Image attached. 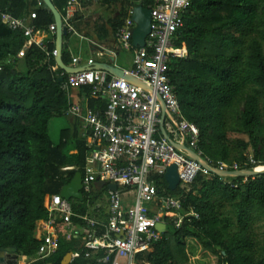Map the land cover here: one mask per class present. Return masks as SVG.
Masks as SVG:
<instances>
[{
    "label": "trees",
    "instance_id": "1",
    "mask_svg": "<svg viewBox=\"0 0 264 264\" xmlns=\"http://www.w3.org/2000/svg\"><path fill=\"white\" fill-rule=\"evenodd\" d=\"M100 1L112 4L122 0ZM154 1L143 0V4L148 6ZM26 2L0 0V247L15 246L19 253L33 258L40 247L35 228L46 215V197L60 193L76 172L85 177L91 148L81 138L79 129L63 130L58 143L50 135V121L66 114L70 105L62 88L64 81H60L61 77L66 80L67 74L62 76L63 69L54 68L56 58L51 55L56 34L42 45L31 44L25 56L17 58L28 41L25 29L13 28L1 19L5 10L21 17ZM53 2L63 12L61 6L67 0ZM124 4L125 14L121 12L114 29L122 24L135 2L127 0ZM53 23L55 15L42 1L31 25L38 29ZM253 32L256 35L248 41L246 37ZM70 36L68 33L63 38L61 55L65 64L72 61ZM182 43L188 53L171 64V80L183 118L199 127L197 150L213 167L224 162L230 169L237 165L240 170L251 171L263 165L264 127L259 95L264 94V0H191L178 33V45ZM9 58L11 63L6 62ZM21 62L26 70L19 72L16 67ZM251 85L261 89L246 97L238 120L243 132L237 140L239 154L231 156L229 146L223 142L225 117L231 109L235 110L236 101ZM89 92V87L81 89L84 112L98 103ZM209 129L216 149L208 141ZM248 149L252 154L245 153ZM97 197L89 201L86 195L82 200L70 199L74 213L85 214ZM213 202L238 205L239 229L228 238L219 229L220 219ZM184 206L194 209L199 218L187 217L180 226L170 225V232L166 230L147 254L150 264H192L191 253L202 257V264H264V256L252 257L256 244L248 237L253 213H264V173L198 175ZM74 220L79 221L77 216ZM76 243L62 240L54 264H62L65 256L76 249ZM28 264L48 263L38 260Z\"/></svg>",
    "mask_w": 264,
    "mask_h": 264
},
{
    "label": "built area",
    "instance_id": "2",
    "mask_svg": "<svg viewBox=\"0 0 264 264\" xmlns=\"http://www.w3.org/2000/svg\"><path fill=\"white\" fill-rule=\"evenodd\" d=\"M37 1L41 5L43 0ZM140 2L143 4V0ZM138 3L128 8L127 16L116 30L119 49L134 54L132 68L113 64L123 72L118 76L98 67L93 57L83 59L81 55L71 54L72 61L67 65L81 69L74 73L63 69L61 73L62 76L67 74L62 87L70 103L66 114L81 121V138L91 148L82 192L88 201L95 195L98 197L92 209L85 214H75L70 199L61 193L47 196L46 215L36 223L35 237L40 247L32 261L54 264L61 242L65 240L78 242L76 249L69 252V264H150L146 256L165 233L158 229L159 224H166L168 230L170 225L180 226L187 217L199 218V214L185 208L184 203L198 175L210 177L215 173L188 152L178 149L164 135L163 109L158 98L161 97L167 107L163 125L170 138L201 156V151L197 150L199 127L183 118L170 70L174 60L185 58L188 53L185 43L178 45V33L184 26V14L191 0H155L151 5L143 4L151 9V31L145 47H135L133 43L136 22L132 16ZM80 5V0H67L63 12L59 10L66 34L76 33L74 17ZM1 19L13 28L25 29L28 41L17 58L25 56L28 46L42 45L57 31V23L34 29L25 24L23 17H16L8 10L1 12ZM89 47L98 51L97 55L115 56L93 41L89 42ZM51 55L58 56L56 47ZM12 61L9 58L6 62ZM58 67L56 61L54 68ZM127 76L152 90L130 82ZM85 87H89V96L98 103L84 112L81 98L75 99L72 95ZM173 163L178 166L180 179L176 193L169 191L166 181L167 170ZM69 168L72 167L64 169ZM213 168L247 171L237 165L230 169L224 162ZM113 184L117 186L115 189L110 187ZM130 195L133 196L131 201ZM76 216L79 221L74 220Z\"/></svg>",
    "mask_w": 264,
    "mask_h": 264
},
{
    "label": "rangeland",
    "instance_id": "3",
    "mask_svg": "<svg viewBox=\"0 0 264 264\" xmlns=\"http://www.w3.org/2000/svg\"><path fill=\"white\" fill-rule=\"evenodd\" d=\"M97 0H82L85 11L81 14H77L76 16V33H72L71 44L75 51H79L83 49L85 53H89L88 46L89 41L92 40L90 31L94 29L100 36L103 33V30H106L105 21L109 20L111 25L113 22L119 18L121 15L120 12L125 14V4L121 6V9L118 4L114 6H110L108 9H102L99 6L91 7L92 4ZM136 2L135 0H133ZM98 2V1H97ZM65 4V3H63ZM124 17V16H123ZM25 21V19H24ZM256 33H252L251 36L246 37L248 41L251 40ZM82 36V37H81ZM69 50L70 45L68 43ZM119 51V50H116ZM120 52V51H119ZM84 55V54H83ZM119 64L122 66H129L131 54L127 50H122L120 54ZM17 71H25L26 68L24 64L21 62L16 67ZM261 89L260 86L251 85L244 93L238 101H236L235 110L229 111L226 114L225 121L226 126L224 127V132L226 133V138L224 139V143L229 146L231 156H238L239 149L237 147V140L243 136V132L240 131L239 127V117L242 114V111L245 108L246 97L252 94H255L256 90ZM78 96V95H77ZM73 98H76L75 94L72 95ZM259 109L262 114L263 119V127H264V94L259 95ZM79 121V120H78ZM79 126H78V125ZM81 121L77 123V121L72 118L70 115L64 114L60 117H55L50 121V135L55 143H58L61 138V132L66 129H79L81 133ZM80 133H78L80 135ZM208 141L211 143L213 148L216 149L215 140L213 139L212 130H208ZM246 154H252V150L248 149L245 152ZM260 166H264L260 165ZM258 166V167H260ZM197 188H200V184L196 185ZM195 188V186H194ZM131 198V197H130ZM216 216L220 219V227L219 229L225 233V237L235 234L238 231V205L237 204H223L220 205L217 202H213ZM224 226L225 229L223 228ZM168 231L170 232V226L168 227ZM248 237L254 240L256 244L255 250L251 251V255L254 259H259L264 256V213L261 210H257L253 213V219L250 225V229L248 231ZM9 261L15 260V255L7 254L6 257ZM209 260V258H206ZM32 261V257L25 256L23 254L18 255V263L19 264H28ZM204 260L202 257L198 256L197 253H191V263L192 264H202Z\"/></svg>",
    "mask_w": 264,
    "mask_h": 264
},
{
    "label": "water",
    "instance_id": "4",
    "mask_svg": "<svg viewBox=\"0 0 264 264\" xmlns=\"http://www.w3.org/2000/svg\"><path fill=\"white\" fill-rule=\"evenodd\" d=\"M45 2V4L48 6L49 9L52 10V12L55 15V20L57 23V31H56V48L58 50V56L56 57V61L58 63V65L64 69L65 71H67L68 73H74L79 71L81 68H76V67H70L67 64L64 63V61L62 60V49H63V38L64 35H66L67 30L66 28L63 26V22H62V17H61V13L59 11V9L56 7V5L54 4L53 0H43ZM136 2H139L138 4H136L133 8V19L136 22V27L134 29L133 32V43L135 47H145L146 45V38L148 36V34L151 31V9L144 7L143 4L140 2V0H135ZM92 46H94L92 44ZM111 61H114V57L111 58ZM98 67L100 68H104L118 76H122L123 72L117 68H114L111 65L108 64H101L98 63L97 64ZM127 80H129L132 83H136L138 85H143L146 89L148 90H152L151 88L147 87L145 84H142L141 82H139L138 80H136L135 78L131 77V76H127L126 77ZM60 81H63V78H60ZM159 100L162 103V109H163V114H162V120H161V128L162 131L164 133V135L171 141L173 142V144L181 150H184L186 152H188V154L196 159L197 161H199L203 166H205L206 168H208L211 172L220 175V176H231V175H259L264 173V169L260 170V169H254L251 171H246V172H242V171H227V170H219V169H215L213 167H211L208 162L201 157L200 155H198L194 150L188 148L186 145L184 144H178L176 142H174L170 136L168 135V133L166 132V130L164 129V118L166 116L167 113V107L165 105V103L161 100V97H158ZM166 181L168 182L169 188L171 190H176L179 183H180V179H179V175H178V166L176 163H173L169 166L167 173H166ZM111 188L115 189L117 186L115 184L110 186ZM82 188H83V175L81 172H76L75 176L72 178V180L70 181V183L66 184L63 186L62 190H61V195L66 198V199H72V198H77L79 200H82L84 195L82 192ZM158 229L161 232H165L166 231V224L161 223L158 225ZM221 247H219L220 249ZM13 254L15 255V260L13 259L12 261H9L6 257L7 254ZM22 254L19 253L18 248L15 246H10V247H0V264H19L18 263V255ZM71 260V253H68L62 264H69Z\"/></svg>",
    "mask_w": 264,
    "mask_h": 264
},
{
    "label": "crops",
    "instance_id": "5",
    "mask_svg": "<svg viewBox=\"0 0 264 264\" xmlns=\"http://www.w3.org/2000/svg\"><path fill=\"white\" fill-rule=\"evenodd\" d=\"M80 1H81V5H80L78 11L76 12L75 17H74L75 27H76V16H77V14H81V13H83L85 11V8L83 6V2H82V0H80ZM97 1H95L92 4L91 7L99 6L102 9H108L110 6H114L115 4H118L120 9H121V6L124 4V2H122V1L116 2V3H112V4H103L100 0H97ZM40 7H41V5L39 4V2L37 0H27L25 9H24L23 13L21 14L22 15L21 17H23V19H25V24L26 25H28V26L31 25L32 18L34 16L35 10L40 8ZM61 8H62V10H64L65 4H62ZM120 14H121V12H120ZM115 22H113V25L115 24ZM105 24H106V30L105 29L103 30L104 34H102L101 36L94 29H91V31H90L91 38H92L91 42L93 41V42L97 43L105 51H110L112 53L114 52L115 56H110L109 57L107 54L106 55H97L98 51H94L89 46H88L89 53H85L83 51V49H80L79 51H75L73 49V47H72V44H71L72 34H71V36H70V38L68 40V43H69L70 49H71V54H73V55H81L83 57V59H86L88 57H93V58H95L98 61V63H101V64H108V65H111V66H113V64H116V65H118V66H120L122 68H125V69L132 68V66H133V55H134L132 51H129L130 54H131L130 65L125 67V66H122V65L119 64V59L121 58L120 54H121V51H122V50L119 49L118 41L116 39V30H117V27L119 25L116 27V29H114L113 25H111L109 20H106ZM54 34H56V32ZM94 47H96V46H94ZM116 50H119L120 52L116 51ZM112 57H114V61H111ZM74 94L76 96L75 99H77V97H80L81 90H75ZM129 197H131L129 199L131 201V199H133V196L130 195ZM127 198H126V200H127ZM132 202H133V200H132ZM132 202H130L129 205H131Z\"/></svg>",
    "mask_w": 264,
    "mask_h": 264
},
{
    "label": "bare ground",
    "instance_id": "6",
    "mask_svg": "<svg viewBox=\"0 0 264 264\" xmlns=\"http://www.w3.org/2000/svg\"><path fill=\"white\" fill-rule=\"evenodd\" d=\"M257 169L262 170V169H264V166H260V167H258Z\"/></svg>",
    "mask_w": 264,
    "mask_h": 264
}]
</instances>
